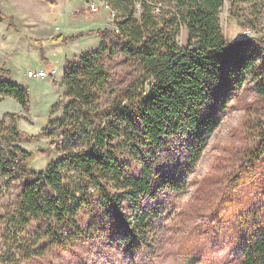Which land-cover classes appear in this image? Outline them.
<instances>
[{
    "label": "trees",
    "instance_id": "1",
    "mask_svg": "<svg viewBox=\"0 0 264 264\" xmlns=\"http://www.w3.org/2000/svg\"><path fill=\"white\" fill-rule=\"evenodd\" d=\"M107 1L116 28L60 32L50 39L67 43L92 32L103 40L114 38L149 81L101 105L110 85L104 58L114 53L112 46L101 42L67 58L65 100L53 107L61 105L63 112L44 128L59 156L45 169L30 168L32 153L19 144L21 114H6L8 124L0 119V174L17 188L14 210L0 217L5 223L0 264H19L49 248L109 236L129 253L141 247L151 253L155 220L165 209L158 191L187 187L179 167H167L169 149L180 138L196 141L187 146V170L193 167L220 122L219 112L246 84L255 90L250 106L257 103V111L242 122L248 144L236 147L230 158L236 159L237 171L228 175L229 199L243 203L249 197L235 223L232 264H264V31L260 37L227 39L220 25L224 0ZM230 1L233 14L256 28L264 0ZM240 4L249 6L251 16ZM9 26H14L11 17ZM183 28L187 39L180 44ZM40 58L45 59L42 48ZM0 95L29 111L28 86L15 81L5 65L0 66ZM238 185L247 188L234 190ZM32 223L36 229L30 239L21 236Z\"/></svg>",
    "mask_w": 264,
    "mask_h": 264
},
{
    "label": "rangeland",
    "instance_id": "2",
    "mask_svg": "<svg viewBox=\"0 0 264 264\" xmlns=\"http://www.w3.org/2000/svg\"><path fill=\"white\" fill-rule=\"evenodd\" d=\"M94 1L97 3L95 5L100 7L98 11L91 10L90 4H87V12L80 8L74 12L75 16H80L82 11L84 16H72L76 20L72 26L73 30L82 31L80 29H83L86 20L94 28L116 27L117 19L111 15L109 8L102 4L104 0ZM240 6L246 16H251L247 4ZM231 7V1L224 0L220 10V25L227 39L262 36L264 6L256 19V28H251L245 18L235 16ZM139 14L138 9L136 16L139 17ZM186 39L187 33L183 28L178 41L185 44ZM53 42L55 41H51L50 44ZM85 42L89 44L90 38L81 41V45ZM50 44L45 47L46 53L56 63L54 67L58 70L65 55L69 56L78 51L71 46L66 47L68 44L65 43L58 49ZM102 44L112 46L114 50L112 55L104 58L105 71L110 74V85L103 93L100 103L108 106L115 99L121 100L128 92L126 88L139 91L142 82L146 85L149 80L144 79V74L134 58L128 56L114 38L103 40ZM42 63L43 66L49 67L45 61ZM33 66L30 69L38 68L35 64ZM56 73L53 74L56 83L48 81L50 83L48 90L45 89V80L49 77L43 79L28 77L25 85L30 91L29 111L24 112L22 107L14 111L21 114L19 126L24 137L19 140V144L32 153L30 162L32 169H45L51 159L59 156V149L55 148L53 139L44 133L49 118L60 116L63 112L61 105L53 111L56 103L65 100L63 78L56 79ZM255 98V90L246 84L229 100L226 109L219 112L220 122L208 138L200 158L188 170L187 146L196 145L197 142L190 138H180L173 142L168 151L169 160L172 161L168 162L167 167L178 166L177 169L185 175L187 187L179 192L169 188L158 191L157 196L165 203V209L155 220L153 230L156 232V241L151 247V253L149 248L143 247L138 253H129L123 242L109 236L88 241L76 240L66 248H49L42 255L21 259L19 264H232L237 255L238 245L232 240L238 230L235 223L241 208L247 207L249 197H246V202L243 203L229 199L233 190L229 187L228 175L237 171L236 159L230 158L233 157L236 147L248 144V136L244 134L242 122L247 114H254L257 111L255 109L257 103L250 106ZM3 118L8 124L6 116ZM246 188L247 185H238L234 190L245 191ZM16 194L14 181H7L0 174V217L14 210ZM4 226L5 223L0 218V253L5 251L2 232ZM35 229V223L28 224L20 235L30 239Z\"/></svg>",
    "mask_w": 264,
    "mask_h": 264
},
{
    "label": "crops",
    "instance_id": "3",
    "mask_svg": "<svg viewBox=\"0 0 264 264\" xmlns=\"http://www.w3.org/2000/svg\"><path fill=\"white\" fill-rule=\"evenodd\" d=\"M87 2L88 0H85V2L81 0H53V2L50 0H0V66L5 65L10 70L11 77L22 84H27L28 77L25 72L33 68L34 64L35 67L47 70L55 68L56 63L46 53L45 47L51 41H54L50 38L57 33L62 32L70 35L79 31L72 29V26L76 23L72 16H75L74 12L78 11L77 8L87 12V4H89ZM82 11L80 16L75 17L84 16ZM9 17L14 21L13 27L9 26ZM84 23L85 26L80 30L98 28L90 26L87 20ZM87 38H90L89 44L85 42L81 45V41ZM102 41L103 39L93 32L86 33L74 41L65 43L68 44L66 47L71 46L78 51L72 55L64 56L60 70L56 69V79L63 78L64 63L67 58L80 54L87 48H96ZM62 43L64 42L55 41L50 45L58 49ZM41 48L45 54L44 61L49 67L43 66L44 64L40 58ZM46 78L48 80H45V89L48 90V86H50L48 81L52 82L55 76L49 74ZM15 101L17 100L11 96L0 95V119L6 114L20 110L21 105L18 101Z\"/></svg>",
    "mask_w": 264,
    "mask_h": 264
},
{
    "label": "built area",
    "instance_id": "4",
    "mask_svg": "<svg viewBox=\"0 0 264 264\" xmlns=\"http://www.w3.org/2000/svg\"><path fill=\"white\" fill-rule=\"evenodd\" d=\"M88 2L90 4L89 7H90L91 10H94V11H98L99 10L100 7L95 5V4H97L96 1L88 0ZM98 3H100V2L98 1ZM102 4L105 7L109 8V11H110L111 15L116 18L115 11L111 8L109 2L104 0V3H102ZM154 10L157 12L158 8L156 7V8H154ZM54 73H56V69L55 68H51L50 70H45L44 68H39V69H36V70L35 69H28L25 74H26L27 77L38 79V78L46 77L49 74L53 75Z\"/></svg>",
    "mask_w": 264,
    "mask_h": 264
}]
</instances>
